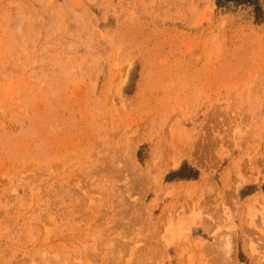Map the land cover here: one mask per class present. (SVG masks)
I'll list each match as a JSON object with an SVG mask.
<instances>
[{
  "label": "rangeland",
  "instance_id": "374dc122",
  "mask_svg": "<svg viewBox=\"0 0 264 264\" xmlns=\"http://www.w3.org/2000/svg\"><path fill=\"white\" fill-rule=\"evenodd\" d=\"M57 263L264 264L251 8L0 0V264Z\"/></svg>",
  "mask_w": 264,
  "mask_h": 264
},
{
  "label": "trees",
  "instance_id": "16d2710c",
  "mask_svg": "<svg viewBox=\"0 0 264 264\" xmlns=\"http://www.w3.org/2000/svg\"><path fill=\"white\" fill-rule=\"evenodd\" d=\"M215 6L217 9L222 10L228 9L230 6L251 8L255 21H264V12L260 0H215ZM196 176V171L184 164L178 171L171 173L168 179L170 181L173 179H193Z\"/></svg>",
  "mask_w": 264,
  "mask_h": 264
},
{
  "label": "bare ground",
  "instance_id": "6f19581e",
  "mask_svg": "<svg viewBox=\"0 0 264 264\" xmlns=\"http://www.w3.org/2000/svg\"><path fill=\"white\" fill-rule=\"evenodd\" d=\"M208 228V227H207ZM58 264V263H57Z\"/></svg>",
  "mask_w": 264,
  "mask_h": 264
}]
</instances>
